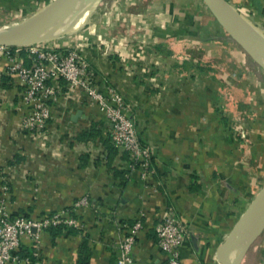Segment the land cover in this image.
Listing matches in <instances>:
<instances>
[{
    "label": "crops",
    "instance_id": "crops-1",
    "mask_svg": "<svg viewBox=\"0 0 264 264\" xmlns=\"http://www.w3.org/2000/svg\"><path fill=\"white\" fill-rule=\"evenodd\" d=\"M50 1L0 0V30L22 8L27 13ZM223 1L234 22L264 37V0ZM109 3L77 31L55 28L43 44L79 51L99 90L123 96L141 141L151 148L154 173L143 179L130 169V154L113 145L104 111L62 80L53 83L61 91L43 141L24 131V87L0 55V199L12 217L32 219L86 201L74 210L82 227L43 232L30 264H117L120 239L137 219L142 229L134 264H163L167 255L155 228L164 206L189 227L182 264H220L221 244L264 185V69L203 0ZM196 45L213 57L228 50L263 74L262 81L231 75L228 85L193 55ZM19 54L33 63L27 46ZM222 63L216 65L225 72ZM235 89L253 97L249 106L238 94L231 97ZM21 245L32 254L29 239ZM241 264H264V230Z\"/></svg>",
    "mask_w": 264,
    "mask_h": 264
},
{
    "label": "built area",
    "instance_id": "built-area-1",
    "mask_svg": "<svg viewBox=\"0 0 264 264\" xmlns=\"http://www.w3.org/2000/svg\"><path fill=\"white\" fill-rule=\"evenodd\" d=\"M22 48L23 46H0V55L7 58V73L15 75L24 87L21 97L24 131L36 140L43 141L51 118V106L61 91L60 86L53 83L62 80L69 90H84L90 101L104 111L107 121L112 124L113 145L130 154V169L139 170L143 179L154 173L151 148L141 141L136 122L129 115L128 104L114 89L107 96L99 90L90 64L79 51L42 43L27 46L34 55L33 63L28 66L20 57ZM2 190L6 193L8 187L3 186ZM85 203L82 200L75 204L73 210L58 211L40 219H32L25 216L12 217L5 199H0V264L31 263L30 256L20 255L22 240L25 238L33 245L32 256L36 257L43 232L59 225L82 227L79 218L74 216V210ZM141 229L142 222L137 219L121 237L117 264H134L133 247ZM155 231L157 244L167 255L163 264H182V248L189 236V227L175 215L171 207L164 206Z\"/></svg>",
    "mask_w": 264,
    "mask_h": 264
},
{
    "label": "water",
    "instance_id": "water-1",
    "mask_svg": "<svg viewBox=\"0 0 264 264\" xmlns=\"http://www.w3.org/2000/svg\"><path fill=\"white\" fill-rule=\"evenodd\" d=\"M225 32L264 69V37L240 26L232 19L231 10L223 0H203ZM88 0H52L32 13L23 22L0 30V46H25L46 41L50 32L59 27ZM264 230V185L241 215L218 250L220 264H241ZM240 248L237 255L231 254Z\"/></svg>",
    "mask_w": 264,
    "mask_h": 264
},
{
    "label": "rangeland",
    "instance_id": "rangeland-1",
    "mask_svg": "<svg viewBox=\"0 0 264 264\" xmlns=\"http://www.w3.org/2000/svg\"><path fill=\"white\" fill-rule=\"evenodd\" d=\"M111 0H88V6L87 7H84L83 9H81L80 11H78L77 13L71 15L68 19H66L64 21V23L62 25H64L65 23H67L68 21H71L75 18H77L78 16H83L87 13H90L92 16L96 13V14H102L104 13L106 10H108V8L110 7V2ZM28 7V6H27ZM41 8V7H40ZM24 12H22V10L19 12L18 15H16V19L15 20H11L10 22L11 23H20V22H23L24 20H26V18H28L32 13H34L35 11H37L38 9L36 8H28L29 12L26 13V8H22ZM35 9V10H34ZM100 12V13H99ZM76 15V17H75ZM78 15V16H77ZM99 16V15H98ZM73 18V19H72ZM89 21V19H88ZM9 22V23H10ZM7 26V27H11L12 25ZM14 24V25H15ZM39 43H44V41H41V42H35V43H32V44H28L26 46L30 47V46H34L36 44H39ZM186 45V44H184ZM184 45H179L181 48L180 50H186V47ZM198 46V45H196ZM192 53L193 55H195L198 60H200L201 58H203L205 64H206V61L209 63V65L211 67H213V69L215 70V73H216V76H218V78L222 77L224 78L225 77V81L228 85H230V77L232 75V77L234 76H240L241 78H243V80H250L251 81V78H257L258 81H262L263 79V74H260V72L254 68V66L251 64L247 65V67L242 64L241 62L238 61V59L234 56L233 53L229 52L228 50H225L222 51V50H216V52H218L219 54H216L214 57L211 56V53H209L208 55H206V51L204 49H201L199 46L198 48L197 47H193L192 48ZM187 52V51H186ZM216 62H220L222 63V66L223 68L225 69V72H223V70L218 67L216 65ZM251 62H254V61H251ZM207 67V66H206ZM218 68V69H216ZM219 70V72H218ZM257 70V72H256ZM264 72V71H262ZM247 73V74H246ZM220 76V77H219ZM246 76V78H245ZM225 83V84H226ZM226 84V94L230 95L229 93V89L231 88V86H228ZM232 89V88H231ZM243 93V94H242ZM240 94V91L239 90H236L233 91V93H231V97H235V95H239L240 97L243 98L244 102L246 103V106H249L251 104L250 100H252V96H249L247 94V92H242ZM235 94V95H233ZM237 95V96H238ZM237 108V107H235ZM257 244H261V243H257ZM256 249H254V253H256Z\"/></svg>",
    "mask_w": 264,
    "mask_h": 264
},
{
    "label": "bare ground",
    "instance_id": "bare-ground-1",
    "mask_svg": "<svg viewBox=\"0 0 264 264\" xmlns=\"http://www.w3.org/2000/svg\"><path fill=\"white\" fill-rule=\"evenodd\" d=\"M93 1V0H92ZM88 6V4L87 3H83L81 6H79L73 13H72V15L73 14H75V13H77L78 11H80L81 9H83L84 7H87ZM78 16V15H77ZM89 16H90V13H87V14H85V15H81V16H78L77 18H75V19H73V20H71V21H68L67 23H65L63 26L62 25H60L59 26V30H63L64 28H66V29H69V30H72V31H77L78 29H80L83 25H85V24H87L88 23V19H89ZM75 17H76V15H75ZM239 247L238 248H236L233 252H232V254H231V256L232 257H234V256H236L237 255V253H238V251H239Z\"/></svg>",
    "mask_w": 264,
    "mask_h": 264
},
{
    "label": "trees",
    "instance_id": "trees-1",
    "mask_svg": "<svg viewBox=\"0 0 264 264\" xmlns=\"http://www.w3.org/2000/svg\"><path fill=\"white\" fill-rule=\"evenodd\" d=\"M63 229H66V230H70V231H78L77 228H74V227H68V226H65V225H59V226H56V227H52L50 228L49 230H54V231H61ZM20 255L25 257V256H30L32 258V254H31V251L30 252H27L25 250H22L20 251Z\"/></svg>",
    "mask_w": 264,
    "mask_h": 264
}]
</instances>
